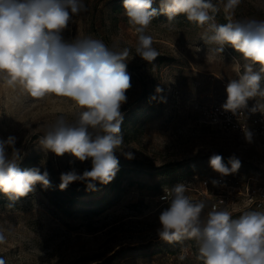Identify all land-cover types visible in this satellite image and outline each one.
<instances>
[{
    "label": "rangeland",
    "instance_id": "374dc122",
    "mask_svg": "<svg viewBox=\"0 0 264 264\" xmlns=\"http://www.w3.org/2000/svg\"><path fill=\"white\" fill-rule=\"evenodd\" d=\"M84 3L87 10L72 16L61 33L63 40L93 38L130 52L131 87L121 107L124 144L115 152L119 170L110 183H96L95 190L72 182L88 192L70 206L71 214L55 207L49 187L40 183L15 202L0 192V230L10 229L6 243L0 245V257L6 264H202L194 241L169 244L157 235L159 214L168 207L159 197L167 187L183 183L191 200L205 201L200 179L222 177L210 167L213 154L221 155L228 167L229 158L240 161L238 171L223 177L264 182V150L258 141L211 125L202 114L204 107L225 103L226 86L238 79L235 63H243L242 55L230 45L221 54L214 53L216 45L201 39L203 28L184 15L169 24L161 13L145 30L160 53L149 63L135 53L138 38L124 15L123 0ZM152 7L159 12V0ZM215 16L217 23H226L222 11ZM246 18L264 19V0H242L235 19ZM253 70L259 72L260 65ZM256 103L250 99L248 106ZM75 111L66 97L37 100L0 82V139L16 137L21 170L38 168L43 174L41 167H53L59 178L68 171L91 170V160L80 162L69 154L57 157L39 145V137L58 116L71 121ZM124 152L133 153V158ZM102 196V212L88 213L86 209L96 205L91 201ZM207 205L204 214L210 211ZM182 246H187L183 261Z\"/></svg>",
    "mask_w": 264,
    "mask_h": 264
},
{
    "label": "clouds",
    "instance_id": "9594fccd",
    "mask_svg": "<svg viewBox=\"0 0 264 264\" xmlns=\"http://www.w3.org/2000/svg\"><path fill=\"white\" fill-rule=\"evenodd\" d=\"M154 2L123 0L124 15L138 38L136 55L149 63L160 55L153 38L145 34L154 17L162 13L171 24L184 15L204 29L201 39L216 45L214 53L221 54L230 45L242 55L243 63H235L238 79L226 86L223 110L237 114L248 107L250 99H256L250 111L264 112V19H235L242 0H216L215 4L212 0H159V12L152 7ZM86 10L84 0H0V82L19 87L37 100L49 95L66 97L76 109L71 121L58 116L39 137V145L57 157L69 154L80 162L91 160V170L62 173L61 190L76 181L86 183L89 190H95L96 183H110L119 170L115 152L124 144L121 107L131 87L127 73L130 52L93 38L65 42L61 33L72 16ZM221 11L226 20L223 24L215 16ZM256 64L259 72L253 70ZM245 138L252 139L247 129ZM15 144V136L0 139V192L13 202L34 191L37 183L50 187L47 171L20 169L21 152ZM123 154L133 158L131 152ZM209 163L221 176L235 173L241 166L235 157L229 158L231 167L226 166L218 154ZM186 192L187 186L178 183L161 197L168 203L159 214L157 235L162 241H194L202 264H264V211H246L232 219L225 208L212 205L204 214L206 201L194 202ZM6 231L10 229L0 230V245L6 243ZM186 255L187 246H182L179 259L183 261ZM0 264H6L3 257Z\"/></svg>",
    "mask_w": 264,
    "mask_h": 264
},
{
    "label": "built area",
    "instance_id": "2783aa9c",
    "mask_svg": "<svg viewBox=\"0 0 264 264\" xmlns=\"http://www.w3.org/2000/svg\"><path fill=\"white\" fill-rule=\"evenodd\" d=\"M223 103L204 107L202 114L205 120L216 127L237 133L245 137V129L252 133V139H256L264 150V112H251L254 106H248L237 114L224 111ZM218 183L213 185L212 181ZM167 187L159 200L165 195ZM200 194L209 204L210 210L212 205H219L232 213V216L239 218L246 211H264V182L254 183L250 180L242 182L238 179L228 177H208L200 179ZM223 201V202H222Z\"/></svg>",
    "mask_w": 264,
    "mask_h": 264
},
{
    "label": "trees",
    "instance_id": "16d2710c",
    "mask_svg": "<svg viewBox=\"0 0 264 264\" xmlns=\"http://www.w3.org/2000/svg\"><path fill=\"white\" fill-rule=\"evenodd\" d=\"M20 167V166H19ZM42 172L44 173L47 171L49 180H50V194H51V202L55 205V207H58L59 209L64 210L66 213L71 214L72 211H70V206L74 203H77L80 201V196L87 194L88 191H82L79 187L69 184L67 188L61 190L59 185L61 183V180L56 172V170L51 167L45 170L44 167L40 168ZM50 169V170H49ZM102 196L98 201H91L96 202V205L93 207H88L86 210L88 213H94L99 214L102 212V210L105 208L102 206ZM103 208V209H102Z\"/></svg>",
    "mask_w": 264,
    "mask_h": 264
}]
</instances>
